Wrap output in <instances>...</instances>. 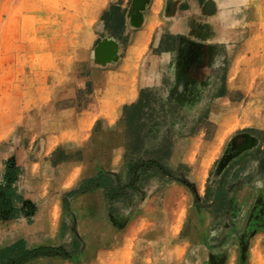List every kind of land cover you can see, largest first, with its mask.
Returning a JSON list of instances; mask_svg holds the SVG:
<instances>
[{
    "label": "rangeland",
    "instance_id": "374dc122",
    "mask_svg": "<svg viewBox=\"0 0 264 264\" xmlns=\"http://www.w3.org/2000/svg\"><path fill=\"white\" fill-rule=\"evenodd\" d=\"M139 1L0 0L4 174L9 160L22 170L18 153L40 149L47 136L54 141L85 136L86 142L95 136L100 124L81 122V112L105 91L107 74L124 54V12ZM242 1L249 7L242 14L256 11L257 22H264V0ZM165 40L177 45L174 62L180 75L147 87L122 112L125 155L116 171L85 179L59 199L62 232L55 240L28 247L23 238L11 243L23 231L0 229V264L24 249L37 255L19 264H264L262 137L252 145L247 135L222 136L220 151L199 170L197 160L190 167L181 161L190 135L202 125L208 132L214 129L206 113L210 99L223 91L225 48L214 45L212 73L185 88L201 43L185 35ZM105 136L116 138L111 132ZM176 148L180 153L174 157ZM13 188L5 192L10 206L0 221L25 218L31 224L36 207L19 200ZM96 188L104 190V215L80 207V194ZM17 242L21 245L2 257L1 251Z\"/></svg>",
    "mask_w": 264,
    "mask_h": 264
},
{
    "label": "crops",
    "instance_id": "0c3cea01",
    "mask_svg": "<svg viewBox=\"0 0 264 264\" xmlns=\"http://www.w3.org/2000/svg\"><path fill=\"white\" fill-rule=\"evenodd\" d=\"M139 2L140 5L127 7L124 12L127 34L124 54L107 74L105 91L96 97L97 103L81 112V122L88 120L90 127L100 124L95 136L88 142L85 136L67 138L68 141H54L47 136L40 149H22L16 156L22 171L12 185L20 200L36 209L31 224L25 218L0 221V229L5 234L7 227L12 233L24 232L11 243L23 238L28 247H34L46 240H55L62 232L59 199L80 187L85 179H98L104 173L116 171L114 167L125 155L122 112L129 110L147 87L180 75L174 62L177 45L167 46L166 35H185L201 43L200 58L191 63L185 75V88L205 81L212 73L214 45H222L226 56L221 81L223 91L210 99L206 113V121L214 129L208 132L202 125L198 133L190 135L181 161L190 167L197 160L199 170L206 158H213L220 151L227 136L247 135L252 145L259 143L257 136H261L264 142V22H257L256 11L242 14L249 9L242 7L246 3L242 0ZM111 38L117 39L114 35ZM119 78L124 85H119ZM108 132L115 135L114 141L106 138ZM179 153L176 148L174 157ZM25 155L29 158L26 162L22 160ZM4 165L0 169V181L5 182ZM188 175L193 176L194 172ZM80 199L84 210L97 208L104 215L103 189L80 194Z\"/></svg>",
    "mask_w": 264,
    "mask_h": 264
},
{
    "label": "trees",
    "instance_id": "16d2710c",
    "mask_svg": "<svg viewBox=\"0 0 264 264\" xmlns=\"http://www.w3.org/2000/svg\"><path fill=\"white\" fill-rule=\"evenodd\" d=\"M165 37H166V39H173L175 36L166 35ZM167 46H171V45L167 43ZM128 144H129V142H128ZM132 151H134V152L137 151V148L134 147V149H132ZM21 171L22 170L20 169V167L16 166L13 161L9 160L6 163V171H5V174H4V180L5 181H10V183H14L16 181L18 175L21 173ZM11 189H14L11 184H9V185L0 184V218L4 215L3 211L7 207L10 206L7 194H5V192L7 190L9 191ZM17 197H18L19 200L21 199V196L18 195V194H17ZM11 211H12V213H16L15 209H12ZM19 245H21V242H17L11 247L4 248L1 251L2 257H5V254L9 253V251H11L13 248H15V246H19ZM36 255H37L36 254V250L24 249L23 251L17 253L13 257V259H10L9 261H7V264H19L20 262H23V261H26V260H28L30 258L35 257Z\"/></svg>",
    "mask_w": 264,
    "mask_h": 264
},
{
    "label": "clouds",
    "instance_id": "9594fccd",
    "mask_svg": "<svg viewBox=\"0 0 264 264\" xmlns=\"http://www.w3.org/2000/svg\"><path fill=\"white\" fill-rule=\"evenodd\" d=\"M260 186H261V185L258 183V184H257V187H260Z\"/></svg>",
    "mask_w": 264,
    "mask_h": 264
}]
</instances>
